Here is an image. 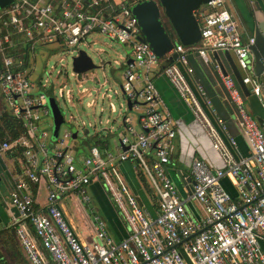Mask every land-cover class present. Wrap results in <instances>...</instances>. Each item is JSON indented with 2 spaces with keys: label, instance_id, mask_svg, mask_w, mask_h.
Segmentation results:
<instances>
[{
  "label": "built area",
  "instance_id": "2783aa9c",
  "mask_svg": "<svg viewBox=\"0 0 264 264\" xmlns=\"http://www.w3.org/2000/svg\"><path fill=\"white\" fill-rule=\"evenodd\" d=\"M134 3L13 0L0 8V90L9 111L25 129L16 139L0 143V151L19 147L23 161L10 198L18 211L15 234L31 264H264V130L245 108L233 78L221 74L250 150L247 156H236L235 137L221 133L225 130L222 120H212L180 67L176 63L162 65L151 46L141 40V29L131 12ZM196 17L199 42L175 44L165 57L176 52L178 63L185 64L188 50H195L204 59L214 51H230L243 72L242 83L262 97L264 61L256 75L248 43L224 1L210 0L196 11ZM94 32L130 48L131 62L124 60L121 92L132 108L143 105L138 130L129 127L132 138L122 137L116 153L102 154L92 147L88 155L78 158L67 142L70 131L64 129L49 151L42 122L48 112L46 94L22 69L13 66L21 59L8 51L21 44L33 55L35 45L57 42L76 56L80 44L88 46L86 38ZM214 67L221 73L218 65ZM160 68L223 161V167L217 168L194 158L182 180L183 196L169 173L176 131L152 78L153 71ZM81 81L77 91L91 96ZM46 86L47 82L40 84ZM57 95L67 101L73 99L71 87L65 84L59 86ZM102 96L109 97L106 92ZM88 98L87 105H94L95 99ZM110 108L115 111L113 104ZM123 161L132 162L145 177L156 200L155 216L138 203L123 179L118 169ZM224 179L230 180L235 194L225 190ZM96 180L126 225L127 234L119 241L109 235L106 222L90 206L89 187ZM42 181L47 189L46 203L36 207L30 186ZM68 196L77 198L93 215L91 239L80 238L66 219L61 203Z\"/></svg>",
  "mask_w": 264,
  "mask_h": 264
},
{
  "label": "crops",
  "instance_id": "0c3cea01",
  "mask_svg": "<svg viewBox=\"0 0 264 264\" xmlns=\"http://www.w3.org/2000/svg\"><path fill=\"white\" fill-rule=\"evenodd\" d=\"M110 1L111 3L116 5L120 0H110ZM223 1H224V6L227 8V10L230 12L233 19L237 23L244 42L250 43V39H252L251 31L254 24L256 23L264 24V0H223ZM178 43L179 42L176 41L175 44ZM38 45H42V44H38ZM36 46L37 45L34 46L33 49L34 52ZM34 52L33 55L31 54L32 58H30L29 50L21 46V44H18L13 48H11L8 51V54L13 55L15 57L16 56L20 57L21 63L16 64L17 62L16 61L13 66L14 67L21 66L22 68L20 69H22L25 72L27 77H30V73L34 70L35 67V62L33 60ZM216 52L218 55L217 59L213 55V53H208L206 59H204L200 55H198L195 50H190V51L188 50L186 63L182 64L183 67H181V69L184 72V74L186 73L188 84L196 92L200 102L203 104L205 110L212 118V120L215 121L217 118L222 120L225 130L222 131L221 129L222 131L221 133L223 135L224 133L230 134L233 137H235L236 146L233 151L236 154V156H247L250 150L245 138L242 135L237 107L230 99L228 92L225 86L223 85L222 75H229L233 78L236 87L240 90L242 94L245 108L257 120V122L259 119L262 121L263 124H264V86L262 87V91H263L262 97L255 96L251 92L249 85H246L249 90V93L245 94L238 83L235 72L232 70L226 55L223 53L222 50H218ZM25 55L27 56L25 57ZM232 56L235 61L234 55ZM2 58L3 55L0 51V71L2 70L3 67ZM130 58H131V53L127 54L125 57L122 58V63L119 61H115L116 65L120 66L123 69V74L126 66L124 60L131 62ZM172 61L173 63H176L178 65L177 60H172ZM164 64H167V60L162 61V65ZM215 64L218 65L219 69L221 70V73L218 71L216 67H214ZM235 65L239 74L242 76L243 72L237 66L236 61H235ZM57 70H56V74L60 75L61 70H59V72H57ZM72 73H76L77 75L75 76ZM82 74L84 73H77L75 71L71 72V75L77 77L78 79H80V81L82 80ZM152 78L164 102V105L167 107L168 111L171 114V117L174 121V128L176 131V135L172 141V149H171L172 154H171V164L169 165V173L174 172L177 175L178 172H184V171L187 172L190 167L191 161L196 157L204 159L212 167H217V168L223 167V161L221 157L219 156L218 152L214 150V148L211 145L210 139L208 138L202 127L194 118L190 107L179 96L178 92L172 86L171 82L162 74L161 68L153 71ZM44 82H47V86L38 89L43 90L46 94V97L47 95L50 94L56 99V96L58 97V95H55L54 93V88H55L54 82L51 80H47ZM33 83L36 86H38L42 82L40 80H37V82H33ZM62 84L65 83H61L59 86H61ZM103 85H105V82L102 84H98L97 87H92V88H88L84 86L88 90V92L91 93V96H88V93H81L77 91L78 88L77 85L75 93H73V89L71 88L72 97L75 100H80L84 97L87 98L93 97L94 93H96L98 89ZM103 93L101 94V96L103 95ZM107 94L110 96L109 93ZM0 96H1L0 97V107H1L2 104L5 103L1 90H0ZM102 97L104 98L106 96H102ZM73 99L71 101H73ZM89 100L85 101V106L87 107L94 106L95 104L92 106L87 105ZM95 103H96V99H95ZM110 104L113 103L110 102L109 106ZM5 105L7 106L6 103ZM124 106H126V109L124 108ZM141 107L143 109L142 104H140L139 109ZM120 110L123 113H126V112H132L133 110H138V108L134 109L131 107V105L129 108L128 102L125 101L124 103H120ZM115 111H116V107H115ZM140 114L141 113H139V115ZM139 115L137 116L136 123H134L133 119L127 115L123 117V121L121 124L123 126V130H122L123 134L121 135L119 142L113 143V145H110V143L108 142L107 138L104 135H100L94 140V142L91 145H89L88 151H85L86 153L85 152L81 153L79 150L75 148L76 146L75 143L69 142L70 136L68 137L67 142L73 154H75L78 158L80 156L88 155L89 150L92 147L98 148V150L102 154H105L107 152L116 153V151L119 148L122 137H127L129 139L132 138V134L129 130V127L132 126L135 130H138L137 128H138ZM69 118L72 119V116H70ZM45 122L47 121H43V126L45 124L47 125V123ZM52 124L53 123L51 122L49 126L50 127L53 126ZM135 124L137 125V128L135 127ZM263 124H259V125L264 130ZM62 131L59 130V134L57 138L53 140V142L50 140V143H52L51 146H49V142L47 140L48 149L51 148L52 150L54 148V144L56 140L59 138ZM87 133L88 132H86L85 134ZM47 136H48V132H47ZM92 137L95 136L93 135ZM21 160H22L21 149L19 147H13L12 149L7 151H0V264H31L20 244L18 237L15 234L13 224L16 215L15 212L13 211V205L11 204V200H10L11 194L16 191V183L22 171L21 166L23 161ZM118 169L122 174L123 179L130 187L132 193L136 196L138 203L150 215L155 216L157 213V205H156L155 197L152 193L150 195L149 192L147 193L144 190L142 183L139 179V172L135 168L134 164L130 161H123L121 163H118ZM179 180H180V186H178V189L180 194L183 196L185 192L181 185L182 180L180 178ZM223 181L224 183L229 185L230 189L232 190L231 194H235V189L232 183L230 182V180L224 179ZM93 186L97 189L98 192L101 191V189L103 188L99 180L94 181L90 185L89 187L90 191H93L92 190ZM30 189L32 191V195L34 196L36 207L44 206L46 203V194H47L46 184L42 181L37 185H31ZM68 205H70L72 209L76 210L78 214V215L76 213L75 215L72 214L73 217L76 219L75 221L74 219L71 218L72 216L71 213L68 214L67 212ZM189 206L192 207L191 204ZM61 207L63 209L66 219L68 220V222L70 221L69 223L74 227V230L76 231L78 236L85 240L91 239L92 222L88 218V213L85 205H83L77 198L68 196L62 201ZM97 213L102 217V215L98 211ZM79 219L85 222L89 235L84 234V229L82 228L83 226L81 225ZM124 225L122 223L120 224L113 223L110 228L107 227L109 235L115 241L121 240L127 234V228ZM77 226H80L82 228V230H80V233H78L77 230L75 229V227Z\"/></svg>",
  "mask_w": 264,
  "mask_h": 264
},
{
  "label": "rangeland",
  "instance_id": "374dc122",
  "mask_svg": "<svg viewBox=\"0 0 264 264\" xmlns=\"http://www.w3.org/2000/svg\"><path fill=\"white\" fill-rule=\"evenodd\" d=\"M202 8H205V6ZM86 42L88 46H84L81 43L79 50L85 51L97 67L82 74L81 84L92 88L105 82V85L94 93L95 105L92 107L85 106V101L90 99L87 97L80 100L67 101L57 96L55 99L49 94L45 101L48 112L42 119V122L51 121L53 123L51 127L46 124L43 126L48 132L47 140L49 146L52 145L50 140L53 142L57 138L59 130L66 129L71 132L69 142L75 143V148L81 153L88 151L89 145L100 135H104L110 145L119 142L123 134V126L121 125L123 117L127 115L136 123L137 116L142 110V107L126 113L120 110V103L125 102L120 87L123 82V69L116 65L115 61L122 63V58L130 53V48L99 32L90 34L86 38ZM75 54L76 52H71L68 47L57 42L37 45L33 57L35 67L30 73V80L33 82L40 80L42 83L47 80L53 81L55 95H57V88L61 83L69 85L73 89V93H75L76 87L80 82L77 77L71 75V72L74 71L72 68V57ZM30 58H32L31 55ZM52 66L54 68H51ZM178 66L180 69L183 67L182 63H178ZM57 69L61 70L60 75L56 74ZM184 76L185 78L187 77L186 73ZM37 88H41L40 85ZM103 92L109 93L110 96L103 98L101 96ZM110 102L116 107L115 112L110 111ZM70 116H72V119L69 118ZM135 127L137 128L136 124ZM84 130H87L88 133L85 134ZM93 135L95 137H92ZM50 150L51 148H49ZM170 174L177 186H180V180L177 175L174 172H170ZM222 184L227 192L232 193L229 185L224 183V181ZM89 194L91 199L90 206L102 215L107 227L110 228L113 223H122L124 225L113 202L105 194L103 188L99 192L96 191V193L90 191ZM67 212L68 214L71 213V215L77 214L76 210L72 209L70 205L67 206ZM87 213L89 220L92 222L93 215L89 211ZM71 218L74 221L76 220L73 215ZM79 220L83 226L84 234L89 235L85 222L81 219ZM82 228L80 226L75 227L78 233H80Z\"/></svg>",
  "mask_w": 264,
  "mask_h": 264
},
{
  "label": "water",
  "instance_id": "95a60500",
  "mask_svg": "<svg viewBox=\"0 0 264 264\" xmlns=\"http://www.w3.org/2000/svg\"><path fill=\"white\" fill-rule=\"evenodd\" d=\"M12 1L13 0H0V7H5L12 3ZM209 1L210 0H139L131 6V12L135 16L141 29V40L147 42L151 46L157 57L162 58L173 49L176 41L184 46H190L199 42L201 34L196 11L204 7ZM162 17L168 20L175 33L176 39L171 38L167 34L162 22ZM251 34L252 42L248 43V48L253 56L255 74L259 75L262 71L264 61V24H254ZM222 51L226 55L232 70L235 72L243 92L248 94L249 90L241 81V75L236 68L232 53L227 50ZM213 55L217 59L218 55L216 51L213 52ZM169 58L176 60L177 53H171ZM96 67L97 65L93 63L92 59L83 50H80L78 55L72 57V68L77 73H85ZM128 106L130 108L129 102ZM258 123L263 124L259 119ZM84 132L86 133L87 131L85 130ZM177 175L183 180V178L187 176V172H178ZM187 181L191 182L190 177H187ZM104 191L110 199L105 188ZM13 211L15 215L18 216V211L15 207H13ZM118 214L121 218L119 212Z\"/></svg>",
  "mask_w": 264,
  "mask_h": 264
},
{
  "label": "trees",
  "instance_id": "16d2710c",
  "mask_svg": "<svg viewBox=\"0 0 264 264\" xmlns=\"http://www.w3.org/2000/svg\"><path fill=\"white\" fill-rule=\"evenodd\" d=\"M135 2L137 0H134ZM162 22L164 24L165 30L167 32V34L173 38L176 39L175 33L171 27V25L169 24L168 20L165 17H162ZM27 55H25L26 57ZM162 61L167 60V64L173 63L171 58L168 57H162L160 58ZM16 69H20L22 68L15 66ZM1 97V96H0ZM25 132V129L21 123V120L17 117H15L7 108V106L5 105V103L2 104V106L0 107V140H14L17 137H19L20 135H22ZM139 172V179L142 183V186L144 188V190L148 193H150L151 195V191L149 189V186L145 180V177L143 176V174ZM93 193H96L97 189L93 186L92 187ZM116 234V233H115ZM118 236V235H117Z\"/></svg>",
  "mask_w": 264,
  "mask_h": 264
},
{
  "label": "flooded vegetation",
  "instance_id": "af4514ba",
  "mask_svg": "<svg viewBox=\"0 0 264 264\" xmlns=\"http://www.w3.org/2000/svg\"><path fill=\"white\" fill-rule=\"evenodd\" d=\"M70 222V221H69Z\"/></svg>",
  "mask_w": 264,
  "mask_h": 264
}]
</instances>
